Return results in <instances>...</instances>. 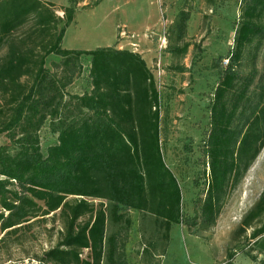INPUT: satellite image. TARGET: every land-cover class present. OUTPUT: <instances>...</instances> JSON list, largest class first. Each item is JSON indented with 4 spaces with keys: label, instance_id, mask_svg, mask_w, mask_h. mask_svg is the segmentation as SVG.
<instances>
[{
    "label": "trees",
    "instance_id": "16d2710c",
    "mask_svg": "<svg viewBox=\"0 0 264 264\" xmlns=\"http://www.w3.org/2000/svg\"><path fill=\"white\" fill-rule=\"evenodd\" d=\"M237 1L232 48L224 66L212 64L220 78L208 107L207 179L198 209L183 222L181 190L160 146L159 93L141 56L111 47L63 49L73 6L62 7L59 17L50 2L0 0V136L7 139L0 146V247L51 217L61 224L59 238L38 264H120L130 226L124 211L154 218L164 242L172 226L193 235L215 226L264 147V77L255 66L264 43V0ZM189 18L190 11L180 10L168 29L172 57L187 52ZM49 56L61 60L54 72L45 67ZM81 58L89 59L92 89L69 95ZM246 58L250 70L241 74ZM46 122L57 140L42 152ZM263 216L264 190L237 230L251 229L252 251L240 256L246 264H264ZM109 222L124 223L125 231L108 234ZM228 257L235 264V253Z\"/></svg>",
    "mask_w": 264,
    "mask_h": 264
},
{
    "label": "rangeland",
    "instance_id": "374dc122",
    "mask_svg": "<svg viewBox=\"0 0 264 264\" xmlns=\"http://www.w3.org/2000/svg\"><path fill=\"white\" fill-rule=\"evenodd\" d=\"M62 7L73 6L75 18L66 30L63 49L91 51L96 47L115 48L136 53L150 70L160 102V146L165 165L173 173L181 190L183 222L191 219L207 179L204 143L209 131V102L220 78L212 64L225 58L232 48L239 16L237 0H41ZM98 2V5H94ZM190 11L185 43L187 52L172 57L167 52L168 29L180 10ZM98 40V45L94 42ZM0 53V58L3 55ZM248 57V56H246ZM60 59L49 56L45 67L51 72ZM89 59L81 58V75L67 87L69 95L91 91ZM256 69L264 77V43L258 52ZM250 70L248 58L241 74ZM256 83V82H255ZM48 122L39 132L42 152L56 144ZM7 143L0 136V146ZM205 170V171H204ZM264 190V147L239 185L225 200L215 226L208 232L172 226L164 242L157 221L134 211H124L130 220L120 264H232L233 253L240 257L252 251L251 229L240 235L238 228L245 214ZM264 221V216L259 222ZM259 226L257 222L253 224ZM32 226V227H31ZM29 229L0 247V264H38L37 260L55 246L59 238V220L38 219ZM125 224H107V233L124 232ZM165 255L161 256L162 249ZM233 250L235 252H233ZM233 252V253H232ZM253 256L255 252L251 253ZM85 255H82L84 257ZM102 264H108L104 261Z\"/></svg>",
    "mask_w": 264,
    "mask_h": 264
},
{
    "label": "crops",
    "instance_id": "0c3cea01",
    "mask_svg": "<svg viewBox=\"0 0 264 264\" xmlns=\"http://www.w3.org/2000/svg\"><path fill=\"white\" fill-rule=\"evenodd\" d=\"M98 5V2L96 3V5L95 6H97ZM94 6V7H95ZM96 45H98V40L96 41V42H94ZM96 48H102V47H96ZM95 48V49H96ZM94 50V49H93ZM240 261H242L243 262V264H246V262L244 261V260H242L240 257H237L235 260H234V262H235V264H239L240 263Z\"/></svg>",
    "mask_w": 264,
    "mask_h": 264
}]
</instances>
